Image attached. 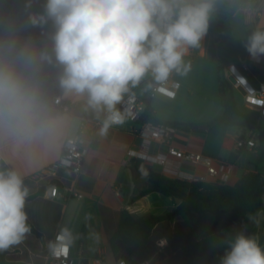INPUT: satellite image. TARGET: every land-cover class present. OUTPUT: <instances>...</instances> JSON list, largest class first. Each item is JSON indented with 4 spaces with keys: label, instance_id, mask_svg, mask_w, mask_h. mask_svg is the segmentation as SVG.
<instances>
[{
    "label": "crops",
    "instance_id": "0c3cea01",
    "mask_svg": "<svg viewBox=\"0 0 264 264\" xmlns=\"http://www.w3.org/2000/svg\"><path fill=\"white\" fill-rule=\"evenodd\" d=\"M3 1L0 0V4ZM27 2L6 0L8 7L9 4L15 7L16 19L13 24L5 25L0 30V68L20 67L38 71L47 80L35 81L39 109L35 113L36 119L30 123H20L8 117L0 108V170L16 171L28 189L27 198L34 196L30 200L26 199L25 211L28 224L38 235L30 229L19 243L0 252H5L9 264H45V253L55 234L67 229L71 235L72 254L74 245L78 244V253L82 257L84 250L80 244V234L84 229L87 259L114 264L109 243L118 228L122 211L141 218L161 216L174 208L171 198L159 193L139 196L140 192L148 188V183L138 175L137 170L148 169L180 180L184 176H203L206 170L202 165L192 166L168 156L167 148L156 142L145 149L139 135L141 126L133 119L124 117L123 123L113 124L106 133L101 134L107 112L97 113L90 108L86 94H66L62 90L57 95L55 82L62 75L63 69L55 62L52 52L54 24L33 25L25 17L38 13L46 15L47 0H31L30 7L25 6ZM28 23L31 25L29 28L26 27ZM256 31H264V13L256 23L250 24L245 22L242 12L237 10L224 23L221 39L214 49L215 59H212L211 36L206 32L199 47L190 48L184 57L185 62L190 63V71L186 75H174L172 79L179 82L180 87L181 84L195 85L197 69L206 67L208 62H216L227 70L237 63L242 64L248 54V38ZM225 37L228 43L221 46ZM42 52L53 55V62L41 60ZM253 71L261 73V78H264V57ZM253 77L258 82L257 86L244 78L254 88L264 84L261 78ZM151 78L148 75L138 85L130 86L122 100L129 92L143 103L150 100L156 118L166 123L208 124L222 115L223 109L219 115L202 116L199 121H178L183 119H178L174 113L180 112L181 107L174 101L180 87L174 99L160 94L150 98ZM24 85L27 88V84ZM55 96H60L70 105L69 112L62 113L53 105ZM260 120L264 124V119ZM81 121L89 123L83 134L87 154L81 171L74 173L59 168L54 174L41 175L42 170L58 161L65 139L77 134ZM255 132L242 127H221L204 132L176 128L171 144L179 150L212 158L215 166L223 165L229 176L226 185L233 186L248 172L264 174V167L260 164L264 159V141L257 140ZM239 138L252 140L254 147L237 150L235 142ZM129 152L141 156H130ZM161 155L166 156L164 165L153 161ZM206 182L213 183L210 179ZM71 194H80L81 198L71 197ZM258 221L257 240L264 248V206ZM241 233L246 236L244 230L236 226L235 235Z\"/></svg>",
    "mask_w": 264,
    "mask_h": 264
},
{
    "label": "clouds",
    "instance_id": "9594fccd",
    "mask_svg": "<svg viewBox=\"0 0 264 264\" xmlns=\"http://www.w3.org/2000/svg\"><path fill=\"white\" fill-rule=\"evenodd\" d=\"M215 4L216 0H47L46 15L30 14L29 19L33 25L52 20V52L63 69L60 87L66 94H86L90 108L107 112L100 130L104 134L111 125L123 123L116 106L130 86L148 75L163 85L173 72L190 71L184 57L190 48L199 47ZM25 6L30 7L31 0ZM246 50L253 59L264 57V31L248 38ZM40 59L52 63L53 55L42 52ZM0 108L20 123L36 119L39 109L35 92L7 66L0 68ZM27 197L20 175L0 170V250L19 243L30 231ZM70 240L63 229L50 248L57 256L67 255ZM220 264H264V248L255 238L238 234Z\"/></svg>",
    "mask_w": 264,
    "mask_h": 264
},
{
    "label": "trees",
    "instance_id": "16d2710c",
    "mask_svg": "<svg viewBox=\"0 0 264 264\" xmlns=\"http://www.w3.org/2000/svg\"><path fill=\"white\" fill-rule=\"evenodd\" d=\"M246 1L216 0L207 29L212 40L213 60L215 44L222 36L225 21ZM7 8L8 4L4 0L0 4V19ZM25 17L29 19V15ZM52 24V20L48 19L41 25ZM12 69L24 84L47 80L38 71L20 67ZM217 80L223 113L208 123L209 130L221 127H242L250 130L255 123L238 110L232 95V86L221 66L217 68ZM55 86L56 94L60 95L63 89L59 79L56 80ZM149 122L171 125L185 131L204 132L195 124L160 122L154 114L150 100H146L136 123L143 125ZM255 131L264 135V129L258 126ZM137 173L148 183V188L140 192L139 196L151 192L159 193L171 198L174 208L161 216L149 215L141 218H135L127 211H122L118 228L109 243L115 262L122 259L128 264H220L229 242L236 236V226L241 227L246 236L257 240L258 215L263 209L264 201V174L248 172L235 185L229 186L215 182L172 179L148 169H139ZM175 200H180V203L176 204ZM30 229L38 235L31 226ZM161 240L167 242L171 251L168 257L160 253L158 244ZM80 244L84 250V229L80 234ZM0 264H9L5 252H0ZM81 264H88V259L84 258L83 253Z\"/></svg>",
    "mask_w": 264,
    "mask_h": 264
},
{
    "label": "built area",
    "instance_id": "2783aa9c",
    "mask_svg": "<svg viewBox=\"0 0 264 264\" xmlns=\"http://www.w3.org/2000/svg\"><path fill=\"white\" fill-rule=\"evenodd\" d=\"M245 22L254 24L258 21V19L264 13V0H247L243 3L239 9ZM263 60V57L257 59H253L251 55L248 53L246 60L242 63L243 70L252 71L257 65H259ZM251 63V67H249L248 63ZM229 74L236 81L234 85H232L235 89L238 86H241L245 94L242 95L244 98L245 107L253 112H255L260 119H264V84H260L258 88H254L252 85L248 83V81L242 76V74L235 67H231L228 69ZM177 75V73L173 72L170 76L169 80L166 84L158 85L151 78L149 85H151L150 98L155 94H160L169 99H174L176 97L177 91L180 87L179 82L172 79V76ZM163 87L165 89L164 92L158 91L157 89ZM27 89L29 91L35 92L37 94V85L35 81L29 82L27 84ZM171 92L172 95H168L167 93ZM53 105L62 113H67L70 111V105L63 101L60 96H55L53 98ZM144 108V103L139 100L133 93L129 92L122 102L119 104L117 109L121 112L123 118L127 117L133 120H137L140 114L142 113ZM97 126L99 124H93ZM141 129L139 131V135L143 140V146L147 149L153 142L158 143L161 146H165L167 148V155L171 157L178 158L182 162L186 164H190L192 166L202 165L206 173L203 176H184L183 180L188 182L198 181V182H206L208 179L212 180L215 183L226 184L229 180L228 174L224 171V166L219 165L215 166L212 158L206 157L199 153H191L179 150L172 146V141L174 138V133L176 128L171 125H164L160 123H145L140 125ZM87 127H89V123L85 121H81L79 124V129L76 135L69 136L65 139L63 144V148L61 151L60 158L57 162L51 165L49 168H46L41 171V175H50L54 174L57 169L65 168L71 170L74 173H79L82 169L84 157L87 154V147L83 141V134L85 133ZM254 142L249 139L239 138L235 142V148L237 150H241L244 148H252L254 147ZM143 156L145 155L142 152ZM130 156H141V154H136L135 152H129ZM154 162L159 163L160 165H164L166 162V156L161 155L157 156L153 159ZM81 198L80 194H71V197ZM61 233H56L52 242L56 241L57 236ZM160 253L168 257L171 254L169 250L168 244L165 240H161L159 242ZM73 255L71 252L70 243L68 245L67 255H55L50 248V245L45 253V264H72ZM116 264H128L124 260H118L115 262Z\"/></svg>",
    "mask_w": 264,
    "mask_h": 264
},
{
    "label": "rangeland",
    "instance_id": "374dc122",
    "mask_svg": "<svg viewBox=\"0 0 264 264\" xmlns=\"http://www.w3.org/2000/svg\"><path fill=\"white\" fill-rule=\"evenodd\" d=\"M15 7L9 4L7 11L4 16L1 17L0 30L4 28L5 25L13 24L16 19ZM31 25L28 23L26 27H30ZM12 30V29H11ZM221 39V38H220ZM219 39V40H220ZM228 43V38H223L221 46H226ZM218 42L215 44V48ZM206 67H201L197 69V84H181L177 97L175 99V103L181 107L180 112H175L174 115L178 119V121H199L202 116H217L218 113L222 112V107L220 105V96H219V86L217 80V68L218 64L216 62H208ZM237 70L254 86L258 85V82L254 79V75L260 78L262 77L261 73L245 71L243 70L242 64H235ZM224 73L225 77L228 80L230 76L229 71L225 68ZM264 81V78H261ZM231 85V84H230ZM232 86V85H231ZM232 95L235 101V104L238 110L250 118L255 125L259 128L263 129V122L260 120L258 115L247 109L245 107L244 98L242 94L237 91L232 86ZM257 136V140L264 141V135L260 134L258 131L255 132ZM261 166L264 167V159L261 160ZM78 244L74 245L73 249V261L72 264H81V259L78 253ZM88 264H109L96 259H88ZM116 264V263H114Z\"/></svg>",
    "mask_w": 264,
    "mask_h": 264
},
{
    "label": "water",
    "instance_id": "95a60500",
    "mask_svg": "<svg viewBox=\"0 0 264 264\" xmlns=\"http://www.w3.org/2000/svg\"><path fill=\"white\" fill-rule=\"evenodd\" d=\"M22 21H23V19H22ZM248 65H249V67H251V63L250 62L248 63ZM228 82L231 85H234L236 83L235 79L233 77H231V76L228 77ZM236 90L239 91L242 95L245 94V91H244V89L241 86H238L236 88ZM197 128L199 130L206 131V130L209 129V126H208V124H198L197 125ZM251 129L252 130H255L256 129V126L255 125H252L251 126ZM175 202H176V204H179L180 203V200H175ZM263 206H264V201H263ZM83 254H84V258H87L88 254H87V250L86 249H84Z\"/></svg>",
    "mask_w": 264,
    "mask_h": 264
}]
</instances>
